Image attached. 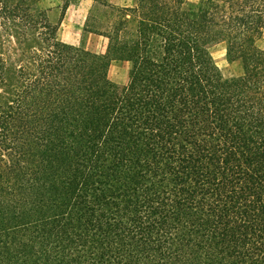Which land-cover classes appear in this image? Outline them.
<instances>
[{
	"label": "trees",
	"instance_id": "obj_1",
	"mask_svg": "<svg viewBox=\"0 0 264 264\" xmlns=\"http://www.w3.org/2000/svg\"><path fill=\"white\" fill-rule=\"evenodd\" d=\"M37 2L0 0V264H264V0H94L103 55Z\"/></svg>",
	"mask_w": 264,
	"mask_h": 264
},
{
	"label": "rangeland",
	"instance_id": "obj_2",
	"mask_svg": "<svg viewBox=\"0 0 264 264\" xmlns=\"http://www.w3.org/2000/svg\"><path fill=\"white\" fill-rule=\"evenodd\" d=\"M35 1L36 2L38 1L36 3L37 7H39L42 10H47L49 20L51 21V23L55 24L58 21L64 6L66 4L68 5L73 0H35ZM97 1H100V2L107 1L111 4H116V3L122 4V0H97ZM188 1L192 4H195L198 2V0H188ZM128 2H129L128 6L132 5V1L129 0ZM50 3L57 5V10L53 13V15H50ZM100 9L101 7L99 3L94 2L90 9L89 15H88L89 16V22H88L89 28L91 27L93 23L92 20H94V18L98 16L97 11ZM96 40H100V39L83 36L82 41L80 42V46L90 51L93 54L103 55L106 50L107 39L105 40L106 44L104 48L98 49V50H95L92 48V44L100 43V41L97 42ZM257 47L259 49H264V31H263L262 36L257 40ZM209 51L212 55V58L215 64L218 66V68L221 70L222 74L225 77H236L242 73L241 66L238 62H235L232 64L227 63L226 57H225V44L223 42L214 43L210 47ZM129 69H130L129 62L113 61L110 63L109 68H108V78L110 79L112 83L117 84L119 86H123L128 81Z\"/></svg>",
	"mask_w": 264,
	"mask_h": 264
},
{
	"label": "crops",
	"instance_id": "obj_3",
	"mask_svg": "<svg viewBox=\"0 0 264 264\" xmlns=\"http://www.w3.org/2000/svg\"><path fill=\"white\" fill-rule=\"evenodd\" d=\"M128 1L129 0H122V4L116 3L113 5L128 6ZM130 1L133 3V0ZM93 3L94 0H73L68 5H66V11L57 34L59 41L69 45L80 46L82 37L88 36L91 38L100 39L96 40L97 42L100 41V43L92 44L93 49L98 50L104 48L106 44L105 37L84 31L86 20ZM56 10L57 5L50 3V15H53Z\"/></svg>",
	"mask_w": 264,
	"mask_h": 264
}]
</instances>
